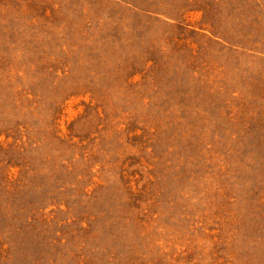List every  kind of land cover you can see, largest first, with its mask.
I'll list each match as a JSON object with an SVG mask.
<instances>
[{
	"label": "rangeland",
	"instance_id": "rangeland-1",
	"mask_svg": "<svg viewBox=\"0 0 264 264\" xmlns=\"http://www.w3.org/2000/svg\"><path fill=\"white\" fill-rule=\"evenodd\" d=\"M0 264H264V0H0Z\"/></svg>",
	"mask_w": 264,
	"mask_h": 264
}]
</instances>
